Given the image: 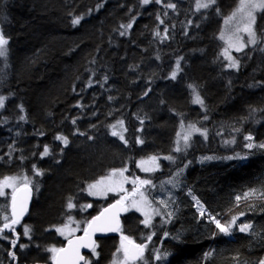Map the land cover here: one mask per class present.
<instances>
[{
    "label": "trees",
    "instance_id": "trees-1",
    "mask_svg": "<svg viewBox=\"0 0 264 264\" xmlns=\"http://www.w3.org/2000/svg\"><path fill=\"white\" fill-rule=\"evenodd\" d=\"M196 3L0 0V25L9 41L7 56L0 58V96L6 98L0 110V181L27 178L34 196L16 229L0 233V264H52L51 244L61 248L66 242L56 226L77 215L83 231L105 206L125 199L126 193L92 200L85 192L90 182L123 166L152 182L144 189L160 214L145 226L140 214L127 211L117 234L97 238L98 255L86 256L90 264H109L121 235L148 245L137 264L264 259V198L244 199L252 189L264 191V150L245 147L248 135L264 142V11L255 22L257 43L236 53L234 70L222 55L220 33L238 0H216L199 10ZM76 17L81 20L74 25ZM197 93L203 105L194 102ZM119 120L127 144L111 134ZM182 124H195L207 135L196 134L189 148L177 152ZM57 136L67 137V146ZM165 154L175 159L156 172L138 170L140 157ZM236 154L247 159H224ZM10 193L0 196V227L4 216L11 218ZM69 199L75 208L67 207ZM195 200L206 210L203 216ZM86 204L91 207L83 212ZM209 214L222 224L239 218L225 234ZM242 223H251V231L240 232ZM177 234L180 242L172 238ZM154 249L170 255L157 261Z\"/></svg>",
    "mask_w": 264,
    "mask_h": 264
},
{
    "label": "snow or ice",
    "instance_id": "snow-or-ice-1",
    "mask_svg": "<svg viewBox=\"0 0 264 264\" xmlns=\"http://www.w3.org/2000/svg\"><path fill=\"white\" fill-rule=\"evenodd\" d=\"M151 2V0H142V4L147 5ZM155 2L159 3L160 0H155ZM216 3V0H197L196 6H197V10L204 8L207 9L209 7H211L212 5H214ZM167 8L170 9H175L176 5L173 3H168L166 5ZM264 11V0H238L237 3V7L233 10V12L230 14V16L227 18L226 23H228L229 21L232 20H238L240 23L243 24L242 29L238 28V31H243L247 34L248 37V43L255 45L257 43V33L254 30V25L256 22V16L255 13L257 11ZM81 20V17H76L75 19H73L72 23L74 25L79 24ZM161 23H163V21H161ZM131 24L128 25H122V27H126V28H131ZM121 35H124V32L120 33ZM156 35H160L159 32L156 33ZM221 39H224V34L221 33ZM9 41L7 38H5V36L3 35L2 32H0V57H6L7 53H8V49H7V45H8ZM228 45L229 47H233L235 48L236 51H242L244 47H246V44H244L242 42V39L240 37H237L235 41L232 40L231 37L228 38ZM223 55L229 60L231 61L228 64L229 68H237L239 66V62L237 60H235V58H233L229 51L228 48L224 49ZM180 69V65H179V61H177V68L175 71H173L171 73V76L173 79H175L176 75H177V71H179ZM105 79H107V77H105ZM193 87L194 86H190ZM145 95H147V93H145ZM5 97L0 96V108H2L4 106V102H5ZM111 99V98H110ZM195 103L203 105L204 101L201 99V97L199 96V94L197 93L195 95ZM205 119H207V117L205 116ZM73 124H75V120L72 121ZM123 121H117V124L112 125V135L114 136H119V138L121 140L124 141L125 144H127V141L124 139V136L121 132L116 131L117 129V125H119L121 128H123ZM183 127V125H182ZM126 131V129H124ZM193 132H198L201 133L202 135L206 136L207 135V130L206 129H200L197 128L195 124H191L188 126V129L186 130V133L181 137V139L184 141V145L185 148L188 146V141L192 135ZM56 139L63 141L64 145L67 146V144L69 143V140L67 137L65 136H57ZM245 140L248 141V143L245 145V147L247 149H253V148H259L264 150V142H261L259 144L254 143L253 140L254 138L251 135H248L245 137ZM234 142V141H231ZM139 143H143V140H140ZM179 140L177 141V147H176V151L179 152L182 149L179 146ZM49 150L47 148V146H45L44 148V152L43 155H48ZM158 159V157H150L151 161H156ZM165 159L168 160H172L173 157L172 156H168L165 157ZM202 159H212V157H205ZM224 159H228V160H232V159H238V160H246L247 156H241L240 154H236V156H229V157H224ZM144 162H141V166H143ZM153 168H144V171H153ZM127 171V169H119V170H113L112 173L110 174L111 176H115L117 173H119L120 176L123 177V173ZM37 174L39 175H43L42 172H40L39 170H37ZM123 179L126 181L128 178L127 177H123ZM15 178L14 177H5L4 180L0 181V196L5 195V188H12V197H11V218H9L8 216H4L3 220V226L0 227V233H2L5 229L8 230H13L14 228L13 226L16 224L20 223V219L19 217L23 216V214L27 211V202L26 200L21 202L19 205V212L17 211V197H16V188H15V184H14ZM137 182H139L140 186L143 185H151V181L150 180H139V178H136L135 180L132 181L133 185H136ZM25 183L27 184V178H25ZM103 183V180L101 181H97L96 184H90L88 185L87 191L91 194V195H97V194H103V191H94L95 189H98V187ZM168 183H172L171 180L168 181ZM108 191H115L117 189L115 188H108ZM121 190H123L121 188ZM37 191H38V187H37ZM30 192V190H29ZM139 192V195L142 199H146L144 198V194L143 192H140L138 188L134 187L133 189V193ZM191 194V193H190ZM259 195L260 197L264 198V191H261L259 193H257V190L252 189L249 192H246L244 194V199H249L253 196ZM122 199H124L122 197ZM193 199H195V197H193ZM241 199V197L237 196L236 200L237 202H239V200ZM117 203H121V201H117ZM160 203L167 208L168 204L165 203V201L161 200ZM197 205L199 206L200 209V215L203 216L204 215V209L203 206L200 205V202L197 200ZM133 207L137 206V202L134 200ZM67 207L69 209L75 208L76 205L72 202L71 199H69ZM82 208L85 207H91V205H81ZM114 207V206H113ZM126 210V209H125ZM139 210H143V209H139ZM155 214L159 215V211L158 210H154ZM168 216H171L172 213L169 212L167 213ZM240 216H243L244 213L241 212L239 214ZM145 219L142 221L143 224L145 226H150L151 222H152V217L148 212L144 213ZM238 216H233L231 218V220L227 223V224H222L219 220H217L215 217L211 216L209 214V219L211 221H213L217 227V229L221 232V233H225V234H230L232 228L234 225H236V222L238 220ZM97 218H94V220ZM69 221L71 222V217H69ZM91 227V224L89 225ZM68 230V234L71 235V233L75 232V229L70 227V223L64 225L61 228H58L57 231H59L62 235L65 234V230ZM252 229V224L251 223H242L238 226V230L240 232H250ZM105 230H109V231H119V228H110V229H103V228H98V229H94V231H105ZM29 229L25 226L24 228V234L27 235L28 234ZM85 235L88 236L89 232L88 229H85ZM154 235V233H153ZM170 234L165 232L164 236H169ZM174 240H176L177 242H180V235L177 234L176 236L172 237ZM122 243H121V248L123 249L124 252V261H136L138 259L143 258V254L145 249L148 247V245L145 244H139V245H134L133 248L134 250L132 252L129 251V249L127 247H125V245L123 244V241L127 239V237H123L122 236ZM148 241H151L152 236H148L146 238ZM16 240L13 239L11 241L12 245L16 244ZM68 244L69 247L64 249H57L55 247L49 249V251H51L52 253H54L53 255V259L56 260L57 264H79V261H84V264H90L89 261L85 260V258L80 255V248L81 247H88L92 249V252L95 253L96 255H98V253H96V247L94 242L89 241L88 243H84L83 242V238H78L76 241H73L72 239L68 240ZM21 247H25V245H21ZM119 251V250H118ZM63 254L61 256H57L55 254ZM14 255V253H13ZM153 255H154V259L157 261H162V260H166L167 257L170 255V253L168 251H164L161 252L159 249H154L153 250ZM207 255H211V253H206ZM114 264H116V262L114 261ZM146 264V262H145ZM258 264H264V259L258 261Z\"/></svg>",
    "mask_w": 264,
    "mask_h": 264
},
{
    "label": "rangeland",
    "instance_id": "rangeland-1",
    "mask_svg": "<svg viewBox=\"0 0 264 264\" xmlns=\"http://www.w3.org/2000/svg\"><path fill=\"white\" fill-rule=\"evenodd\" d=\"M260 12L261 11L258 10L255 13L256 19H257V16H258V14ZM230 14L227 15L224 18L223 27H222V30H221V33L224 34V39H221L222 42H223L222 55H223L224 49L228 48V51H229L230 55L233 58H235V60L238 61V59L236 57V53H239L241 51H236L235 48L229 47L228 38L231 37L232 40L235 41L237 37H240L242 39V42L244 44H246V47H244L243 50L246 49L248 46H250L252 44L248 43V37H247V34L245 32L237 30L238 28L242 29V27H243L242 23H240L238 20H232V21H229L228 23H226V20L230 16ZM254 30H255V25H254ZM0 32L3 33L1 25H0ZM221 33H220V38H221ZM7 49H9L8 45H7ZM223 57L227 61V66H228V64L231 61H229L224 55H223ZM0 58H3V57H0ZM238 67L237 68H230V69L237 70ZM1 109L2 108H0V110ZM114 124H117V121L114 122L113 124H111V126L114 125ZM182 125H183V127L181 126V128H180V130L178 132V135H177L175 149L177 147V141L179 140L180 148L182 150H185V149H187V148H189L191 146V141L193 140L194 136L196 134H201V133L193 132L191 137H190V139H189V141H188V146L185 148L184 141L181 139V137L186 133V130L188 129V126L191 125V124H182ZM111 126H110V130H111V134H112L113 129H112ZM124 129H126V127H125V124L123 123V128H121L119 125H117L116 131L121 132L123 134V136H124V139H125V132L126 131ZM112 136H114V135H112ZM114 137H116L118 140L124 142L123 140H121L119 138V136H114ZM168 156H172L173 159L172 160L165 159V157H168ZM150 157H158V159L153 162V161L150 160ZM174 159H175L174 155H166V154L165 155H151V156L140 157L137 160V167H138V170L142 171L143 173L156 172L157 170L162 168L164 161H173ZM142 161L144 162L143 166H141V162ZM144 168H153L154 170L153 171H144ZM119 169H127V171H125L123 173V177H127L128 178L126 181L123 179L122 176L119 175V173H117L115 176H111L110 174L114 170V169H112L106 175H104V176L98 178L97 180H94V181H92V182H90L88 184V185L96 184L97 181L103 180V183L98 187V189L94 190V191H103V194L91 195L87 191L88 185L85 188V192L87 193L88 197L91 198L92 200H106L110 195H118V194L126 193L127 195H126L125 198H126V204H127V207H128L127 211H135V212H137L138 214L141 215L142 221L145 219L144 213L148 212L151 215V217H152V222H151V224H152L154 219H155V217L157 216V214H155V212H154V210H157V208L151 203L150 199L148 198L149 196L147 195L146 190L144 189L145 185L140 186L139 182H137L136 185H133L132 181L135 180L136 178H139V177L130 174L129 173V168L127 166H123V167L117 168L115 170H119ZM139 180H146V179L139 178ZM24 182H25L24 179H22V181H21L20 179L15 178L14 184H15L16 190L19 187L26 185ZM134 187L138 188L140 192H143L144 198H146V199H142L140 197V195H139V192L133 193ZM108 188H115L117 190L108 191L107 190ZM121 188L123 190H121ZM9 191L11 192L10 193V205H11V203H12V201H11L12 188H5V193H7ZM134 200L137 202V206L136 207L132 206ZM195 206H196L197 210L200 212L199 206L197 205V200H195ZM10 208H11V206H10ZM139 209H143V210H139ZM87 210H88L87 207L82 208L83 212H86ZM204 213H207L205 209H204ZM69 223H70V227L75 229V232L71 233V235L68 234V230L67 229L65 230V234H63V235L59 231H57L58 228H61L64 225L69 224ZM84 224L85 223H84V221H83V219L81 217L78 218L77 215H74L73 216V220H71V222L67 221L66 223H63L61 225L56 226L55 227V231H56V233H57V235H58L60 240L66 241L70 237L74 236L75 234L80 233L82 231V228H83ZM16 225L13 226L14 230L16 229ZM122 236L123 237H127V236H124V235H121L119 237L118 247H117V249H116V251H115V253H114V255H113V257H112V259H111L109 264H114V261L116 262V264H137V262H133V261H127V262L124 261V252H123V249L121 248V243H122V239L121 238H122ZM131 242H135V241L132 238L127 237V239L123 241V244L125 245V247L128 248ZM53 247H55L57 249L60 248L59 244H56V243L51 244V248H53ZM51 254H52V256L54 255V253H52V252H51Z\"/></svg>",
    "mask_w": 264,
    "mask_h": 264
},
{
    "label": "water",
    "instance_id": "water-1",
    "mask_svg": "<svg viewBox=\"0 0 264 264\" xmlns=\"http://www.w3.org/2000/svg\"><path fill=\"white\" fill-rule=\"evenodd\" d=\"M30 190V192H29ZM16 197H17V211L19 212V205L21 202H27V211L23 214V216L19 217L20 222L29 214L31 210V206L33 203V189L30 185H24L19 187L16 190ZM120 201V200H117ZM117 201L105 206L98 214L92 217L89 221L88 225L85 229H88L89 235H85V231L83 233L76 234L69 239L76 241L78 238H83L84 243H88L89 241L94 242L95 246L97 244L98 237H105L109 235L117 234L119 231H94V229L103 228V229H110V228H121L122 226V216L127 212V205L124 201L121 203H117ZM114 206V207H113ZM126 209V210H125ZM94 218H97L94 220ZM91 224V227L89 226ZM68 239V240H69ZM68 240L65 245L62 247L64 249L69 247ZM139 245L136 242H131L128 249L130 252L134 250L133 246ZM61 249V248H60ZM92 249L88 247H81L80 248V255H82L85 260L87 254L91 253ZM57 256H61L63 254H56ZM55 264H57L55 260ZM79 264H84V261H79Z\"/></svg>",
    "mask_w": 264,
    "mask_h": 264
},
{
    "label": "flooded vegetation",
    "instance_id": "flooded-vegetation-1",
    "mask_svg": "<svg viewBox=\"0 0 264 264\" xmlns=\"http://www.w3.org/2000/svg\"><path fill=\"white\" fill-rule=\"evenodd\" d=\"M88 208V207H87ZM52 264H54V261L52 262Z\"/></svg>",
    "mask_w": 264,
    "mask_h": 264
},
{
    "label": "bare ground",
    "instance_id": "bare-ground-1",
    "mask_svg": "<svg viewBox=\"0 0 264 264\" xmlns=\"http://www.w3.org/2000/svg\"><path fill=\"white\" fill-rule=\"evenodd\" d=\"M86 215V214H85ZM79 218V217H78Z\"/></svg>",
    "mask_w": 264,
    "mask_h": 264
}]
</instances>
